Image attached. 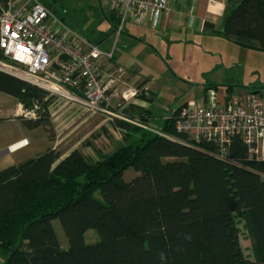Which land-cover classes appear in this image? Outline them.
<instances>
[{
    "label": "trees",
    "instance_id": "obj_1",
    "mask_svg": "<svg viewBox=\"0 0 264 264\" xmlns=\"http://www.w3.org/2000/svg\"><path fill=\"white\" fill-rule=\"evenodd\" d=\"M8 0H0L5 7ZM215 35L264 53V0H240ZM1 57V56H0ZM226 99L231 87L226 88ZM209 89L206 88L207 93ZM215 91V90H213ZM0 93L50 125L47 93L0 73ZM177 107L160 128L171 139L124 123L121 143L97 159L50 149L0 171V256L5 264H264V161L247 160L234 139L227 159L209 143L175 133ZM132 170L136 176L125 181ZM60 223L68 247L53 228ZM253 254L247 259L239 225ZM95 231L98 241L86 244Z\"/></svg>",
    "mask_w": 264,
    "mask_h": 264
},
{
    "label": "built area",
    "instance_id": "obj_2",
    "mask_svg": "<svg viewBox=\"0 0 264 264\" xmlns=\"http://www.w3.org/2000/svg\"><path fill=\"white\" fill-rule=\"evenodd\" d=\"M99 1L119 23L114 29L117 39L122 25L129 21L137 26L150 21L156 28L172 0ZM0 56V73L45 91V100H54L58 108L52 112L55 104L48 106L51 119L65 109L100 117L119 140L125 131L115 127L117 123L171 139L142 123L146 115L138 110H145L137 104L149 100L151 90L141 76L115 63L114 46L109 52L102 51L99 44L53 20L49 9L38 2L20 6L17 0H8L5 7H0ZM205 99L203 104L188 101L178 110L175 133L195 144H212L220 159H227L231 142L238 139L247 148V160L264 161V110L260 99L247 94L220 102L213 90L206 93ZM24 117L35 118V114L31 111Z\"/></svg>",
    "mask_w": 264,
    "mask_h": 264
},
{
    "label": "rangeland",
    "instance_id": "obj_3",
    "mask_svg": "<svg viewBox=\"0 0 264 264\" xmlns=\"http://www.w3.org/2000/svg\"><path fill=\"white\" fill-rule=\"evenodd\" d=\"M17 1L20 6L32 2L42 4L49 9L53 20L61 22L66 28L85 37L91 43L99 44L102 51L109 52L114 46V60L128 69L141 73L153 83L159 84V93L150 105L151 112L156 116L148 123L152 128H160L164 117L169 116L172 109L188 101L203 104L206 97L202 87L184 83L186 81L184 77L190 71L189 65L187 62L175 63L174 56L181 58L198 55L211 63L219 57L229 62L236 59L241 67L238 66L235 78L243 85L258 83L259 92L264 97V53L239 46L234 47L236 49L228 48L216 39L196 40L195 46L185 47L184 50L183 48L174 49L158 39L151 42V37L156 39V36L148 21H145L142 27L134 25L131 21L124 23L121 34L116 39L114 29L119 26V23L115 15L99 0ZM132 38L138 39V43L132 45ZM221 92H217L216 95H220ZM48 102L50 106L55 104L52 112H56L57 104L54 100ZM29 112L31 111L25 110L14 98L0 93V171L19 161L34 158L46 152L50 143L58 140L61 143L55 152L68 155L78 150L84 157L92 160L98 158L96 152L108 151L121 141L111 133V127L106 126L100 117L79 115L74 111L65 112V109L60 111L65 113L59 120L53 122L60 113L50 118L49 126L27 130L20 124V120L24 119V115ZM83 120L87 122L83 123ZM23 137L30 141L29 147L12 151L13 153L8 149L6 152L9 145L21 141ZM91 154L95 159L90 158ZM135 176L132 170H128L125 172L124 179L130 181ZM52 224L61 248L66 249L68 242L60 223L54 221ZM239 230L243 254L247 259L252 260L250 242L242 224L239 225ZM84 240L86 244L95 243L98 241V235L95 231H88L84 235ZM0 264H5V259L1 256Z\"/></svg>",
    "mask_w": 264,
    "mask_h": 264
},
{
    "label": "crops",
    "instance_id": "obj_4",
    "mask_svg": "<svg viewBox=\"0 0 264 264\" xmlns=\"http://www.w3.org/2000/svg\"><path fill=\"white\" fill-rule=\"evenodd\" d=\"M239 1L240 0H172L169 3L168 11L161 17L156 28L153 29L151 26L156 36V39H154L153 36L151 37V42L157 41L158 39L159 41L166 43L171 48H183L184 50L185 47L195 46L196 40L209 41L216 39V41L218 40L226 47L236 49L234 47L237 46L234 43L226 40L225 38L215 35L213 32L219 31L221 29L224 16ZM148 24H151L150 21H148ZM142 26L143 25L138 27ZM136 43H138V39L132 38L131 44L133 45ZM173 59L175 63H178V61L187 62V64L189 65L190 71L184 77L186 80L184 81L185 84L190 86L197 85L199 87H202L204 90H206V88L213 89L215 90L216 94L217 92L219 93L220 91H222L220 93L221 96H217L219 97L218 100L220 102L226 99V88L228 87L232 88L228 91L230 92V96H244L247 94H253L260 99L261 106L264 110V97L259 92L260 87L257 86L258 83H250V85H243L240 81H238V79L235 78L236 70L241 67V65L236 59L229 62V60H226L225 58L222 59L219 57L213 63L208 62L205 59H201L198 55L194 57L188 56L181 58L174 56ZM173 59L170 60L172 61ZM114 61L115 63L123 66V64H120L117 60ZM124 68L130 74H136L141 76L146 81L147 86L151 90L149 100L139 101L137 105L138 108H143L148 112V116L150 117L148 121L152 120L156 116H154L151 112L150 105L159 93V84L153 83V81H150V79L146 78L141 73H138L135 70L128 69L126 67ZM203 103H206V99H204ZM174 109H172L171 111H173ZM167 118L168 116L164 117L163 121ZM82 122L84 123L87 121L83 120ZM22 139H25L27 141V144L22 148H26L31 145L28 139H26L25 137H23ZM19 142L20 140L9 145L7 147L6 152L11 146H14ZM60 143L61 141L59 140L50 143L51 145L46 149V151L50 149L55 151V149L59 146ZM120 143L121 141L117 143V146ZM114 148L115 147H112L110 150L104 151L102 153H108ZM9 151L13 153V150ZM66 156L67 155L60 154V159H63ZM90 158H94V155L91 154ZM27 160L19 161L18 163H15L11 166L18 165Z\"/></svg>",
    "mask_w": 264,
    "mask_h": 264
},
{
    "label": "bare ground",
    "instance_id": "obj_5",
    "mask_svg": "<svg viewBox=\"0 0 264 264\" xmlns=\"http://www.w3.org/2000/svg\"><path fill=\"white\" fill-rule=\"evenodd\" d=\"M26 144H27V142L25 140L20 141L19 143H17L13 147H11L12 149H10V150L14 151V150L20 149V148L24 147Z\"/></svg>",
    "mask_w": 264,
    "mask_h": 264
}]
</instances>
